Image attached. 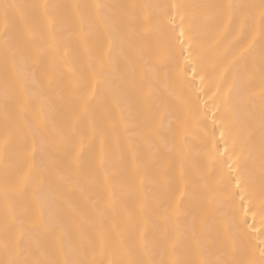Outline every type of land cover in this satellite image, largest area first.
Instances as JSON below:
<instances>
[{
    "label": "snow or ice",
    "instance_id": "snow-or-ice-1",
    "mask_svg": "<svg viewBox=\"0 0 264 264\" xmlns=\"http://www.w3.org/2000/svg\"><path fill=\"white\" fill-rule=\"evenodd\" d=\"M57 7L0 0V264H264V153L216 139L257 86L264 131V0Z\"/></svg>",
    "mask_w": 264,
    "mask_h": 264
},
{
    "label": "bare ground",
    "instance_id": "bare-ground-1",
    "mask_svg": "<svg viewBox=\"0 0 264 264\" xmlns=\"http://www.w3.org/2000/svg\"><path fill=\"white\" fill-rule=\"evenodd\" d=\"M10 3H19V4H35L40 3L41 0H7ZM50 5L60 6L54 9V12L63 19L68 17L71 23H77L75 16L73 15V9L70 7L72 5H94L97 3L100 4H109V5H120V4H187V5H196L204 3H214L221 2V0H46ZM227 2V0H223ZM233 2H244V0H233ZM177 24H179V17L176 18ZM177 35H179V29L177 30ZM255 56H259V48L254 53ZM3 75L0 72V88H2ZM199 81H197L198 83ZM255 95L253 96L254 109L253 113L249 114L247 110H240L239 112L233 113H223L222 117L218 118L217 130H216V139L219 142L220 150L224 151L225 147L232 149L235 146V153L229 152L228 154L233 155V159H236V156L241 157V161H247V167L243 170L244 172L249 173L250 179V189H258L261 180V157L264 153V131H262L259 121V111L262 101L260 100V89L257 86L254 90ZM202 101H207L208 97L201 95ZM219 103V101H217ZM208 106L212 107L211 102H208ZM215 111V109H213ZM223 112V109H221ZM3 108L0 106V126L3 124ZM212 113H209L208 117V128L212 129ZM221 131H223V138H221ZM243 149V151H241ZM15 163L22 165L23 160H16ZM3 167V164H0V168ZM156 179L160 180L159 175H156ZM162 183V180H160ZM233 190L236 189L235 183L231 185ZM142 196L146 197L148 200H153L155 198H162L165 193L160 189L158 184H145L144 190L141 193ZM176 196L179 195L177 191ZM181 203H185L182 199ZM237 206L241 203L237 197ZM245 205L248 204V201L243 202ZM0 210H2V201H0ZM242 215V214H241ZM249 223H252V216H248ZM166 226L161 223L160 228L164 229ZM174 236L176 243L179 245L181 250V258H183V249L187 244V238L181 236L178 232L175 231L177 227L181 229H186L187 221L180 219L178 225H173Z\"/></svg>",
    "mask_w": 264,
    "mask_h": 264
}]
</instances>
